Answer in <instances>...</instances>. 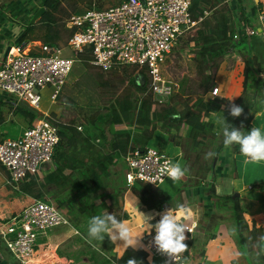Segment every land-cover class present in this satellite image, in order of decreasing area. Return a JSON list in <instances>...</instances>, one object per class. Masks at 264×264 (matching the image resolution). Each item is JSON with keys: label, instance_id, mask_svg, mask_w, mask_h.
Masks as SVG:
<instances>
[{"label": "trees", "instance_id": "trees-1", "mask_svg": "<svg viewBox=\"0 0 264 264\" xmlns=\"http://www.w3.org/2000/svg\"><path fill=\"white\" fill-rule=\"evenodd\" d=\"M206 1H210L208 6H204ZM64 2L43 0L41 5L45 9L39 20L24 25L25 32L18 41L40 39L47 44H54L68 38L73 29L64 26ZM203 10H207V15L192 28L178 52L180 55L187 51V55L195 61L193 82L196 87L181 92L178 90L167 102L158 103L148 92L150 79L145 66L139 69L137 64L128 67L123 65L121 68L127 76L116 77V80L112 76H105L103 72L97 71L95 75L93 72L101 92L117 86L118 81L124 82L126 77V81L130 82L122 84L116 93L113 92L107 98L102 115L97 111L90 114L82 129L77 128L72 117L57 123L59 139L52 158L42 163L35 174L27 173L15 187L12 182H6L1 187L21 193L24 198L20 206L13 204L11 214L20 212L34 199H42L53 203L76 226L79 217L90 219L105 213L111 208L115 197L123 195L127 189L149 208L160 209L165 204L168 208L178 209L183 205V190L199 184L201 178L214 171L215 156L205 159V154L214 151L217 156L224 147L220 130L216 132L214 129V119L223 113L229 124L237 128L242 126V130L247 132L252 128L251 119L256 106L264 96V67L249 49L251 37L256 31L251 35L241 27L237 29L241 20L248 23L240 0H235L234 9L227 0H191L193 18L202 16ZM37 31H42V34L38 35ZM236 32H240V35L234 38ZM230 51L243 61L241 92L233 99L220 93H211L216 85L215 74ZM79 55L86 65L90 64L86 61L90 59L89 54ZM229 100L244 109L240 117L229 114ZM176 103L181 104L180 109L176 108ZM29 108L18 104L15 109L31 126L40 118V113ZM106 129L112 133L108 143ZM156 129L165 131L168 138L179 146L182 165L189 169L186 178L171 194L141 180H136L127 188L124 156L134 148L143 150ZM232 151L240 152L239 146L233 145ZM0 168L6 171L9 180L10 174L1 163ZM210 188L213 206L217 209L227 208L231 212L230 235L239 245H244L248 253L254 252L264 261V225L257 227L254 222L251 225L247 223L236 194L216 195L213 183ZM14 200L10 197L9 204ZM115 216L120 219L118 215ZM185 243L188 245L185 251L188 264H201L199 254L189 251L190 241ZM43 249L44 244L37 245L35 254L27 264H93L91 260L85 262L83 257L72 261L57 248L52 250L53 255L44 256ZM108 251L116 264H126L131 258L142 264H150L151 256L145 244L135 250L132 247L125 248L120 255L116 254L112 246ZM248 256L251 264H256L250 254Z\"/></svg>", "mask_w": 264, "mask_h": 264}, {"label": "built area", "instance_id": "built-area-1", "mask_svg": "<svg viewBox=\"0 0 264 264\" xmlns=\"http://www.w3.org/2000/svg\"><path fill=\"white\" fill-rule=\"evenodd\" d=\"M190 5L191 0H120L107 7L73 13L66 21L73 29L67 43L75 54L88 53V62L103 70L130 63L145 66L150 79L148 92L153 100L164 103L179 88L163 71L166 59L179 39L207 15V10H203L202 16L193 18ZM242 29L254 33L251 28ZM239 35L236 32L234 38ZM38 47L35 50L30 42L10 44L0 66V90L15 96L14 105L25 102L37 111L40 100L37 88L52 85L51 97L56 100L74 63V57L63 55L55 44L40 43ZM211 93L217 94L218 87L214 86ZM39 113L40 118L20 135L0 140V163L15 182L27 173L35 174L42 163L52 158L58 142L56 118L48 111ZM76 126L82 129L81 125ZM124 158L128 186L136 180L153 184L148 182L153 179V185L162 183L167 178L158 177L163 158L176 161L165 151L149 145L143 150L134 148ZM167 210L163 204L153 224ZM67 223V217L53 203L34 199L20 212L0 220V238L21 264H27L40 244L38 235L45 238L47 229ZM154 236L151 227L144 242L150 255L160 256L163 264L166 261L188 264L185 252L173 260L158 253L151 244Z\"/></svg>", "mask_w": 264, "mask_h": 264}, {"label": "crops", "instance_id": "crops-1", "mask_svg": "<svg viewBox=\"0 0 264 264\" xmlns=\"http://www.w3.org/2000/svg\"><path fill=\"white\" fill-rule=\"evenodd\" d=\"M227 1L234 9L235 0ZM42 2L43 0H0V66L7 46L19 42V39L17 40V38L19 35L23 34V31L25 32L24 25L30 22V18L34 12L42 6ZM240 2L245 10L248 23L245 24L244 20H241L237 29H239V27L244 29L248 27L256 31L251 37L249 49L250 53L255 55L257 60L264 67V0H240ZM40 16L34 22H37ZM67 26L65 27L72 29ZM37 34L41 35L42 31H37ZM69 37L65 38L66 44ZM62 41L54 44L59 47L60 44L64 43ZM22 42H30L35 50L39 48L38 45L40 43H45L40 39H30ZM87 60L88 59H86V61ZM242 70L243 61H241V58L237 54H234L233 51L227 53L215 74V86L218 87V93L231 99L236 98L240 94L242 88ZM258 75L263 77L262 74L258 73ZM262 95L263 93L261 96ZM11 96L13 95L0 90L1 100H11ZM13 97L15 98V96ZM21 103L30 107L25 102H17L14 107ZM15 111L16 109L14 108L13 112ZM218 117L214 119V129L216 132L219 131V127L215 123ZM18 120L25 126L22 131L28 127L25 120L20 118H18ZM3 122H5V118L0 109V124ZM251 126L261 128L262 133H264V96L261 97L260 104L256 106V112L251 119ZM22 131L16 136L20 135ZM2 139L4 138L0 130V140ZM151 142L157 144L159 149L163 151L165 150V152L171 155L174 159L180 157L181 152L179 146L175 145L174 142L168 138L165 131L156 129L148 144ZM0 172H2V175H0V201H2V203H0V220H2L11 214L13 204L16 203L20 206L23 203L24 198L21 196V193L14 190H3L1 188L6 182H12V186L15 187L19 181H13L11 176L8 180L6 171ZM211 183L214 185L216 195H237L240 206L243 209V216L249 225L254 222L257 227L263 226L264 162L254 163L240 152L231 156L229 149L223 147L214 158V171L208 172L205 178H201L199 184L187 187L183 190L181 193L183 205L178 209L167 207L175 214L177 219L181 220L187 226L188 232L186 231V241H190L189 251L190 253L196 252L199 254L200 257L198 260L201 264H248L246 261L242 263L239 259L235 258L236 254L233 250L237 247L238 243L230 235L232 224L231 212L227 208L217 209L213 206L210 188ZM10 197L15 200L9 204L8 200ZM115 202L119 209H116L114 215H118L120 220L126 222L130 227L131 232L136 230L137 226L139 227L140 232H136L132 235L133 237L142 235L140 240L141 246L143 242H145L144 240L148 237L152 224L161 208L156 209L145 206L128 189L123 195L118 196ZM142 213L153 217L150 221L152 224L145 222ZM70 226L75 227V225L71 224L68 220L65 227L59 228V233ZM74 230L75 232H78L76 227ZM212 234H214V237H211ZM195 237H199L197 242H199L200 245L198 247L195 246L193 250L192 241L196 239ZM45 240L46 239H44L43 242H45ZM110 243L112 244V249L117 255H120V253L126 248L123 245V242L119 240L115 243L110 240ZM56 246H58V243ZM107 254L105 256L103 255L100 259H95L91 255V257L84 256L83 259L85 258V262L91 260L93 264H116L111 260L109 251ZM150 256V264H154L155 259L158 256ZM78 258L80 257H69L72 261H75ZM0 264H9L7 259L2 255L1 250Z\"/></svg>", "mask_w": 264, "mask_h": 264}, {"label": "rangeland", "instance_id": "rangeland-1", "mask_svg": "<svg viewBox=\"0 0 264 264\" xmlns=\"http://www.w3.org/2000/svg\"><path fill=\"white\" fill-rule=\"evenodd\" d=\"M119 0H65L64 2V9L65 14L63 16L64 26L66 25V21L68 20L71 13H82L84 11L90 9H99L101 7H107L113 3L118 2ZM230 1V0H229ZM210 1H206L204 6H208ZM75 7V8H74ZM68 27V26H67ZM192 29L187 32L186 35L182 36L177 44L175 45L172 53L166 59L165 65L163 66L164 73L173 81L179 84V92L184 91L185 89L188 90L189 87L192 89L196 87L193 82V78L195 76V61L191 59L187 55V51L181 52L180 55L178 54L180 50V46L185 43L187 39V35L191 34ZM64 43L60 44V52L63 55L74 57V63L72 65V69L68 73L65 79L64 85L61 87L58 97L56 100H52L51 94L53 92L54 87L52 85H44L43 87H38L37 91L40 94L39 100V112L40 111H48L52 113V116L56 118V122H63L70 117L75 120L76 125H83L85 121L88 119L89 115L93 112L97 111L100 115L103 114V104L106 103L107 98L113 93L117 92L118 88L122 84H128L130 80L127 82V77L124 82L118 81L117 86H112L111 89H106L105 91L101 92L98 90L97 83L94 79L95 72H103L105 76H112L114 80L116 77L127 76L123 69L121 68L123 65H119L113 67L108 70H103L101 67L93 66L91 64L86 65L83 62L82 58L80 57V53L75 54L73 51L70 50L68 43L66 41H62ZM189 43L188 45H191ZM56 45V44H55ZM88 55L86 52H81ZM90 56V55H89ZM232 63V60H231ZM134 63L124 64L125 66H129ZM138 68H142V66L138 65ZM94 72V75H93ZM15 104V98L11 96V100H1L0 97V109L4 114L5 122L0 124V130L3 134V138L5 137H15L18 133H20L25 127L18 118L23 119V117L17 113V111L13 112ZM22 104V103H21ZM177 109L181 108L180 103L175 104ZM34 112L37 110L33 108H29ZM39 115V114H38ZM6 130V131H4ZM112 133L109 129H106V143L110 140ZM150 147H155L157 149L158 145L154 143L148 144ZM165 151V150H164ZM230 155L233 156L235 153L232 151V147L229 148ZM239 153V152H237ZM176 158V157H175ZM176 161L179 160L182 162V158L177 157ZM0 171H3L0 168ZM2 175V172H0ZM186 178L183 177L180 181L173 183L171 180L166 178L162 183H159L157 186L161 188L165 192L171 194L175 192L181 182ZM180 182V184H179ZM136 186L139 185L138 182L135 183ZM131 186H127L130 188ZM118 197V196H117ZM111 203V208L107 210V213L116 212L117 204L115 202ZM2 203V201H0ZM105 212V213H106ZM104 214V213H103ZM89 219L79 217L77 219L76 228L78 232H75V227L70 226L64 231L60 232L59 228L65 227L66 224L57 225L50 229L46 230L47 237L44 238L43 235H38L37 241L38 243L44 244V256L46 254L53 255V249L57 248L61 253L63 252L67 257L77 258V257H93L95 259H100L103 255L105 256L108 253L109 247L112 246L110 243L109 237L105 236L103 242L94 241L90 244L87 240V226H88ZM139 233L140 229L137 226L136 230L132 231V234ZM59 233V234H57ZM53 234V235H52ZM56 234V235H55ZM196 238V237H195ZM199 239L196 238L192 241V249L194 250L195 246H199L200 243L197 242ZM145 241V240H144ZM58 243V246L56 244ZM144 244V242H143ZM0 250L2 255L7 259L9 264H20L19 261L14 257V255L8 250L4 242L0 238ZM257 250V249H256ZM236 254L235 258L239 259L242 263L246 261L248 264H251L248 254L256 264H264L257 254L254 252H249L244 247V245L237 244V247L233 250ZM35 254V253H34ZM91 255V256H90ZM108 255V254H107ZM35 260V259H34ZM188 261V260H187ZM250 262V263H249ZM154 264H163V260L160 256L155 259Z\"/></svg>", "mask_w": 264, "mask_h": 264}, {"label": "clouds", "instance_id": "clouds-1", "mask_svg": "<svg viewBox=\"0 0 264 264\" xmlns=\"http://www.w3.org/2000/svg\"><path fill=\"white\" fill-rule=\"evenodd\" d=\"M229 101V114L232 117H240L244 109L235 103H231L232 100ZM215 123L219 127V134L223 136V146L226 149L231 148L233 145H238L240 153L250 161L254 163L264 162V133H262L261 128L253 126L249 131L245 132L242 130V126L237 128L229 124L223 113L216 119ZM214 156H216V153L209 151L205 154V159H211ZM188 171L187 166L182 165L179 160L174 162L171 159L163 158V163L158 168V177H167L173 183H176ZM148 182L154 184L153 179H149ZM143 217L147 223H151L150 221L153 219L152 216L145 214H143ZM152 229L155 231V236L151 244L155 246L157 252L161 255L173 260L187 251L188 245L185 243L187 239L185 233L186 231L188 232V229L176 219L175 214L169 209L160 214V219L155 224H152ZM105 236H108L113 243L118 240L122 241L126 248L132 247L134 250L140 246L142 238V235L133 237L131 229L126 222L107 212L102 215L92 216L87 226V240L90 244L94 241L103 242ZM126 264H142V262L131 258L127 260ZM166 264H168L167 261Z\"/></svg>", "mask_w": 264, "mask_h": 264}, {"label": "water", "instance_id": "water-1", "mask_svg": "<svg viewBox=\"0 0 264 264\" xmlns=\"http://www.w3.org/2000/svg\"><path fill=\"white\" fill-rule=\"evenodd\" d=\"M43 10H44V7H42V6L39 7V8L34 12V14L32 15V17L30 18V22H34L35 20H37V18L40 16V14L43 12ZM23 33H24V31H23ZM20 36H21V35L18 36L17 40L20 38ZM8 48H9V45H8L7 48H6L5 53L7 52Z\"/></svg>", "mask_w": 264, "mask_h": 264}]
</instances>
